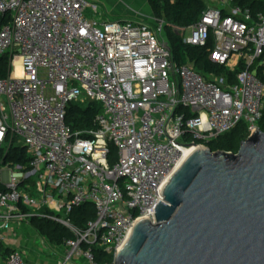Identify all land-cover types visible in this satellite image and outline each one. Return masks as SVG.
<instances>
[{
  "label": "built area",
  "instance_id": "1",
  "mask_svg": "<svg viewBox=\"0 0 264 264\" xmlns=\"http://www.w3.org/2000/svg\"><path fill=\"white\" fill-rule=\"evenodd\" d=\"M209 1L200 19L178 33L190 29L182 38L194 47H206L211 37L209 60L235 72L233 79L176 63L166 23L154 15L99 20L88 0H0V17H9L0 27V56L9 53L21 69L0 79L6 245L14 243L6 233L25 224L54 250L49 264H108L96 255L115 257L138 219L155 220L166 181L195 147L240 126L249 135L261 130L264 12L235 0ZM87 101L102 107L96 126L73 131L68 106ZM20 147L24 165L8 158ZM88 204L94 218L74 224L71 213ZM33 217L53 220L73 237L45 240ZM45 262L23 240L5 264Z\"/></svg>",
  "mask_w": 264,
  "mask_h": 264
},
{
  "label": "water",
  "instance_id": "2",
  "mask_svg": "<svg viewBox=\"0 0 264 264\" xmlns=\"http://www.w3.org/2000/svg\"><path fill=\"white\" fill-rule=\"evenodd\" d=\"M161 196L112 264H264V130L237 153L195 147Z\"/></svg>",
  "mask_w": 264,
  "mask_h": 264
},
{
  "label": "trees",
  "instance_id": "3",
  "mask_svg": "<svg viewBox=\"0 0 264 264\" xmlns=\"http://www.w3.org/2000/svg\"><path fill=\"white\" fill-rule=\"evenodd\" d=\"M237 3L244 4L251 8L253 13L264 12V0H235ZM155 17L163 19L165 25V35L172 51L173 60L178 64H194V68L206 76L209 73L215 75L228 74L231 79L235 72L227 70L223 66H218L209 60V51L213 47V40L210 37L206 47L189 46L183 42L182 36L178 33L179 28H188L195 24L202 16L207 7L206 0H147ZM6 15L0 17V27L8 21ZM238 71V70H237ZM236 71V72H237ZM12 72V62L9 53L0 56V79L8 78ZM264 81V74L259 73ZM102 111L99 103L87 101L84 103H71L67 111V123L73 131L93 128L96 126L95 118ZM261 130H264V117ZM249 133L240 126L229 133L219 137L209 144L212 151L224 150L237 153L241 143L247 139ZM115 149L111 148L110 159L116 156ZM14 162L24 165L27 163V155L24 148H15L13 154L8 156ZM3 185L0 184V190ZM95 210L91 204L76 208L71 213V220L74 224L83 227L85 222L94 218ZM33 227L43 236H46L54 244H61L66 239L73 237L71 231L49 219L33 217L31 219ZM12 249H7L8 254ZM97 263H113V255L97 254Z\"/></svg>",
  "mask_w": 264,
  "mask_h": 264
},
{
  "label": "rangeland",
  "instance_id": "4",
  "mask_svg": "<svg viewBox=\"0 0 264 264\" xmlns=\"http://www.w3.org/2000/svg\"><path fill=\"white\" fill-rule=\"evenodd\" d=\"M97 7L98 13H93V18L99 20H117L119 17L140 16L149 19L154 15L147 0H88ZM209 3V0H206ZM155 28L154 26H152ZM181 36H190L191 30L188 29ZM19 65L16 62L12 64V72L17 75ZM196 70V69H195ZM198 71V70H196ZM199 72V71H198ZM225 76H228L226 73ZM262 124V120L259 123ZM249 136V135H248ZM8 239H14L13 244L6 245L4 240L0 239V264H5L7 259V249H18L20 241L25 240L31 248H33L35 257L39 260L46 261L49 264L55 260L54 250L45 242L42 246L39 235L32 234L25 224H21L14 228V230L6 233ZM16 237H18L16 239ZM47 240L46 236H43ZM25 255L27 252H24ZM49 262V263H48Z\"/></svg>",
  "mask_w": 264,
  "mask_h": 264
},
{
  "label": "crops",
  "instance_id": "5",
  "mask_svg": "<svg viewBox=\"0 0 264 264\" xmlns=\"http://www.w3.org/2000/svg\"><path fill=\"white\" fill-rule=\"evenodd\" d=\"M137 18H142L140 16H128V17H119L120 20H125V19H137Z\"/></svg>",
  "mask_w": 264,
  "mask_h": 264
},
{
  "label": "bare ground",
  "instance_id": "6",
  "mask_svg": "<svg viewBox=\"0 0 264 264\" xmlns=\"http://www.w3.org/2000/svg\"><path fill=\"white\" fill-rule=\"evenodd\" d=\"M17 64L19 65L18 61H17ZM20 74H21V69H20V65H19V70H18L17 76H19Z\"/></svg>",
  "mask_w": 264,
  "mask_h": 264
}]
</instances>
